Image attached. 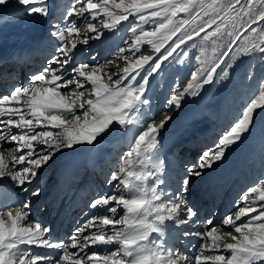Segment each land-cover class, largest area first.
<instances>
[{
	"label": "snow or ice",
	"instance_id": "snow-or-ice-1",
	"mask_svg": "<svg viewBox=\"0 0 264 264\" xmlns=\"http://www.w3.org/2000/svg\"><path fill=\"white\" fill-rule=\"evenodd\" d=\"M0 6L44 20L52 15L49 0H0ZM60 21L67 22L54 23L51 33L59 41L58 55L27 84L0 97V187L31 189V196L39 197L40 179L64 149L94 146L117 133L131 137L130 148L110 175L114 191L88 205L104 214L89 216L67 241L48 238L52 230L31 220L30 200L0 207V264H262L264 181L242 193L236 211L220 224L212 217L196 219L186 196L193 178L202 177L251 133L256 117L264 115V90L246 104L215 148L187 167L175 192L166 190L159 156V137L172 117L161 112L163 119L151 118L142 110L149 105L150 78L168 64L183 63L188 42L196 47L197 38L198 67L183 90L167 100L170 108H179L185 95H199L218 77L227 78L232 64L226 61L234 56H264V0H77ZM120 31L130 32L132 39L118 48L117 60L124 62L119 71L106 67L118 68L116 60L74 63L78 45ZM149 50L153 54H146ZM190 224L202 229L183 233L200 242L192 246V255L165 240L170 228Z\"/></svg>",
	"mask_w": 264,
	"mask_h": 264
},
{
	"label": "rangeland",
	"instance_id": "rangeland-1",
	"mask_svg": "<svg viewBox=\"0 0 264 264\" xmlns=\"http://www.w3.org/2000/svg\"><path fill=\"white\" fill-rule=\"evenodd\" d=\"M55 1H57V0H49V3L53 5ZM73 4H77V0H61V2L59 4V8L56 10V13L59 12V15L57 16V18H55L53 20V22L51 24L52 28L49 30L50 35L53 31H55V29L53 28L54 23L60 22L63 24V23L67 22V21H60V16H61V13L66 12ZM77 6H79V5H77ZM10 8L17 10V8H14L12 6H8V7L0 6V16L3 15V13H1V12H4ZM93 22H95V21H93ZM77 23L79 26V22H77ZM122 24H123V27L126 29L127 28V22H122ZM107 35H108V33H107ZM118 35L120 37V40H118V46L116 47V45H115L114 46L115 48L112 52L110 51L109 53L105 54V56H104L105 59L104 58L99 59L98 61H96L97 59H93V56L94 57L98 56V54L100 52L104 51L103 48H106L107 50L113 49V48L109 49L110 42L107 45H105V43L102 44L100 42L97 44V41H101L102 39H106V38H101L99 40H89V43L87 45H78V49L80 50L81 53H84V55L80 58H74L75 63H80V62H82L83 59H85L86 61L83 63H88V64L99 63L101 65H105L106 61L116 60L117 64L119 65L118 68H113L110 65H106V67L111 68L113 71H119L121 68L124 67V62L122 60H117L118 48H120V47L126 48L127 45L129 43H131L132 36H131V33L128 31L118 32L115 35V38L118 37ZM112 37H110V39ZM125 41H127V43H125ZM94 42H96V43H94ZM116 43H117V40H114V44H116ZM188 43H189V46L186 48V51L188 54L183 57V63L168 64L166 66L165 71L156 74L155 78H150V84L148 85V92L146 93V95L148 96V99H149V105L146 107V109L142 110V111L146 112V114H147V112H150V111H147V109L151 108L153 110L155 105H156L158 107H157V110L154 111V112H156L154 118L163 119V117L160 115L161 112H165V113L171 115V117H172V119L165 125V128L163 130L165 131V133H167L172 128L175 127V130L172 131L173 135H170V137H168V138L162 137V142L165 145H171V146L167 147V146L160 145V148H159V154H161V155L164 154V156L168 162L169 167H170V163H171V164L179 167L180 168L179 170L181 171V175L178 177L171 175L172 178L176 179V183L173 186V188H172L173 190L171 192H175L177 189H179L181 187V179L185 176L187 167L194 164L200 158V156H199L200 154L193 157V158H190V155H188V157H186V156L182 155L181 152L175 150L177 145L174 148H172V146H173L172 144L176 140L178 141L179 139H184L185 137H189V132L192 130L193 127H197V128L200 127V126H198V125H201V119L200 118L203 117V114H201V111H204L205 108L209 107L208 105H211V104L215 105L216 106L215 109H217L218 105H216V104L219 103L218 101H222L220 108H218V111H215L214 113H212V116L214 118H217V119H214L213 117L210 116L211 112L209 113V110H208V113L206 116H209L213 120V123L214 122L217 123L218 128L221 127L220 124L224 119H226V121H227V122L225 121L222 123L223 128H221L218 132H216V135H215L216 137L211 138L210 141H207L205 138L211 134H206L205 136H203L201 138L196 137V139H199V141H201L203 144V146L201 148H199V151L203 152V150L206 149V147L215 148L219 139L229 130L230 126H232L234 121H236L237 118L240 116L241 111L244 109L246 104L248 102H250V100L253 97H256L258 95L259 91L264 90V88L261 87V82L264 81V56H261L258 53L251 55V56H243V57L234 56V58L232 60L226 61L227 63L232 64V67L228 70L229 76L227 78L220 76L216 79L215 83H213L212 85H206L204 87V89H202L200 91L199 95H197V96H191L190 95L186 99L182 100L184 106L187 105V103H191L192 105L196 106L195 107L196 109L200 108L199 114H201L200 115L201 117H199V118L193 117L194 115H197L194 112L195 109H193L192 113L183 117L186 108H183V106H180L179 108H175V107L170 108L166 102L170 98V96L172 95V93L174 91H176V90L182 91L183 90V88L186 86L187 81L190 79L191 72L194 71L196 69V67H198V61L196 59L197 56H200V45H199L198 38H197V42H196V47L191 46L192 42H188ZM100 44H102V45H100ZM94 46H96L95 49H94ZM91 48L93 50L92 53H91ZM224 48H226V45H224L222 47L221 52L224 50ZM142 51H143V49H142ZM85 53H87L88 55ZM146 54H153V53L151 52V50H149ZM207 54L208 55L211 54V49H209V52ZM57 55H58V53H57ZM186 63H187V66H186ZM185 71H188V72L184 73ZM181 73H184V74L181 75ZM163 74H166V76H167L165 81H163L165 79V78H163ZM249 76H251V79L249 78ZM162 88H165L164 95L160 94ZM152 94H154V96ZM189 97H192L193 99L189 100ZM181 105H182V103H181ZM189 106H190V104L187 106V108ZM209 109H210V107H209ZM237 109H239V110H237ZM185 118H188L191 121L190 122L180 121V120L185 119ZM123 135H124V137H123ZM123 135H122V137H116V144H117V146L119 145V148H118V150L114 151L111 155V159H113L112 161L114 162V165L110 169V172L107 173V175H106L107 183H111V185H112V182L110 181V175L116 169L121 156L123 154H125L130 148L131 137L126 135V134H123ZM160 137H161V135H160ZM247 140H249L251 142V144H250L248 152L245 153L242 150H243V147L247 145V143H248ZM205 141H206V144H205ZM185 143L187 144V142H185ZM243 143H244V145H242ZM202 144L197 142L198 146L202 145ZM187 146H189V145L187 144L186 147ZM207 149H209V148H207ZM178 152H179V155L177 154ZM194 152H197V151L194 150ZM6 153L7 152H5L4 155L8 158L9 154L8 153L6 154ZM58 158L59 157H58V153H57L55 156L54 162H56ZM182 158H184L185 160H186V158H189L192 160V162L187 164V165H184V164H182L183 163ZM193 160H195V161H193ZM222 161H226L225 162L226 164L223 168H225V169L227 168L233 172L237 171L234 175H229V173H228L227 176H223V177H227L228 179L234 181V183L230 187L232 192H234V189L237 186V182L242 178V176L246 175L247 171L250 170V168H253L252 165H254L255 168H257V171L255 173V174H257L256 178L260 177L259 179L251 180L249 187L248 186L240 187L238 193L233 198V204H235V202L241 197V194L244 193L247 189H249L252 186H259L260 182L264 181V115L256 117L255 127L252 129L251 133L246 136V138L243 140L242 143H239L238 145L231 147L226 152V156ZM54 162L51 163V166L53 165V168H55ZM218 163H216V164H218ZM241 164H243V165H241ZM239 165H241V168H238ZM49 170H50V167L47 168V170L44 172V174L46 172H48ZM217 170H218L217 172H219L222 175L221 169L217 168ZM103 171H106V170L104 169ZM206 171L208 174V170H206ZM52 172L53 171H51L50 175L45 176V179L47 178V182L51 178V176H52L51 174H53ZM54 172H56V171H54ZM217 172H215V173H217ZM167 173H168V171H167ZM248 176H249V174H248ZM205 178H206V176L203 175L202 177L192 179V183L190 185V191L188 192L186 199L193 209H194L193 205H195V199H194L193 195H197V191H198L197 187L200 185L202 186L203 179H205ZM249 178H251V176ZM54 180L55 179H53L51 181V183H53ZM169 182L171 183V181H169ZM228 186L229 185H227L226 188ZM43 188L44 187L41 188L42 191H43ZM226 191H227V189L225 190V192ZM32 198L33 197L30 194V196L27 198V200H30L32 202V200H31ZM39 198H42V197L39 196L35 200H37ZM229 199L230 198L228 196H225L224 201H227ZM219 201H221V200H219ZM261 203H264V202H261ZM32 205H33V203L31 204V206ZM213 206L217 210L218 203L215 202V204ZM204 210H205V208H204ZM235 211H236V209L234 207V209L231 213H234ZM253 215H254V213H253ZM209 217H211V216L205 217L204 220L208 219ZM216 217L217 216H215V218L212 217L214 220V223L220 224V222L222 221V219L225 216H222L217 222H215ZM237 223H239V222H237ZM198 225L199 224L187 225V229H182V227H186L185 225H182L180 227L181 235L179 236V240H178V244H179L178 249L181 248L182 249L181 251H184V248H186L185 252H187L188 254L189 253L194 254L195 249H194V247H192L193 245H191V244L196 243L198 245L200 243L199 240L196 241L195 239H197V237H195V236H189V237L185 238L183 233L185 231H190V232H194V233L201 231L202 230L201 227L200 228L196 227ZM221 231H231V229L222 227ZM233 234L235 235L234 232H233ZM185 240H188L190 242L187 243V242H185ZM227 242H231V240L229 239Z\"/></svg>",
	"mask_w": 264,
	"mask_h": 264
},
{
	"label": "bare ground",
	"instance_id": "bare-ground-1",
	"mask_svg": "<svg viewBox=\"0 0 264 264\" xmlns=\"http://www.w3.org/2000/svg\"><path fill=\"white\" fill-rule=\"evenodd\" d=\"M60 2H61V0H57L54 2L53 5L51 4L52 5V15L56 14V10L59 8ZM1 13H3V15L0 16V57L1 58L9 59L10 56H12L14 53H17L18 51L26 50V49H29L31 47H34L37 42H46L47 41L44 38V35L48 33V30L51 27L49 25V23L47 22L48 19L44 20V19H41L39 17H29V16H26L23 13V11L12 9V8L7 9L6 11L1 12ZM53 18H55V16ZM110 37H111V35H110ZM106 39L109 40L110 38H106ZM55 41L57 43H59V41L57 39H55ZM79 52H80V50H79ZM74 58H78V55L76 53H75ZM186 66H187V63H186ZM25 67L31 68L32 65L28 64ZM187 72L188 71H185L184 73H187ZM184 73H181V75H183ZM163 78H165L163 80V81H165L167 78L166 74H163ZM164 93H165V88H162L160 94L164 95ZM188 96H190V95H185L184 99H186ZM190 99H193V98L189 97V100ZM218 102L219 103L216 104V105H218L217 109H215L216 108L215 105L211 104V105H208L210 107V109H209V107H206L204 111H201V114H203V117L200 118L202 126H204L206 128H217V123H215V122L213 123V120L209 116H206V115H207L208 110H209V113L211 112L210 116L213 117L212 113H214L215 111H218V108H220L222 101H218ZM189 104H190V106L187 108V106ZM181 106H183V108L187 109V110L185 109V113H184L183 117H185L186 115L193 112V106L194 105H192L191 103H187V105H185L186 106L185 107L183 105V102H182ZM157 107L158 106L155 105L153 111H156ZM146 115L148 117L153 118V112L152 111L147 112ZM193 117L199 118V117H197V115H194ZM214 119H217V118H214ZM180 121H182V120H180ZM164 133H165V131L162 130L160 135H162ZM122 135H123L122 133H117L116 135L108 137V138L104 139L103 141L95 144L94 146L74 147L72 149H64L62 152H60L61 154L58 153L59 158L57 159L56 162H54V165H55L54 169H60V173H59L60 178L57 177L55 179V177H54V179L56 181L59 180V182H62V186L61 187H57V186L54 187V189H53L54 192L57 194H60V188H64V189L68 188L64 185L63 181L75 180V178H76L75 174L73 175V177H71V176L66 177L65 176L66 173L68 174V170L71 169L72 167H74V168L78 167V170L80 172H81V169H83V170L84 169H92V171L94 172L97 169H100L103 167L106 168V166H107V169H111V167H112L111 164L113 163V161H112L113 159H111V154L113 151H116V149L119 148V145L117 146V144H116V137H122ZM170 135H173L172 132ZM123 137H124V135H123ZM185 138H188V137H185ZM184 144H186V143H184ZM187 144L190 146L191 145L190 141H187ZM10 146L11 145H5V147H10ZM189 146H187V147H189ZM2 150L3 149H0V151H2ZM193 150H195V149H193ZM63 159L65 160L63 163L59 162V161H62ZM5 160H6V162H8L9 167H11L12 166L11 162L6 156H5ZM225 162L226 161H221L218 164L214 165L213 168L208 169V174H207V171H205L204 176H206V178L203 179L204 182L202 184L203 186L201 187L203 194L201 193V195H200V197L203 198L204 202H208L210 200V197H208L206 194H204V192L209 191L208 188H210V187H208V184L209 183L213 184V188L215 187V185H214V183H215L214 173L218 171L217 168H220L221 170L225 169V168H223L226 164ZM102 163H104V164H102ZM166 163H167V161H166ZM169 168H172V167H169ZM171 172H172V170H171ZM225 172L230 173V175H234L237 171L233 172V171L227 169V170H225ZM217 173H219V172H217ZM93 175L96 176V173H94ZM219 175H220L219 179L223 178V175H221V174H219ZM160 176L164 179V181L173 180L167 172H163ZM105 177H106L105 175H104V177H101V182L103 183V188L101 189V191H104L103 193H110V192L114 191V188L111 189L110 192H108L107 188L109 185H105ZM42 178H44V177H42ZM42 178L40 179L39 182L42 181ZM244 178H245V176L242 177V181L244 180ZM225 180H227V179H225V178L222 179V182H224ZM92 181H93V177H92V179L87 180L86 183L88 185L90 183H92L91 186H93L94 182H92ZM86 183H85V185H86ZM166 185L167 184H165V186ZM33 186L35 187V185H33ZM200 186H198L197 188H199ZM166 188L171 189V186L168 185V186H166ZM0 189L2 191L3 190H5V191L12 190V191H14V193L16 195L18 194L19 195L18 198L14 197V200L16 201V203H19V202L26 200L28 195L31 193L30 189H29V192L26 193V192L20 191L19 188H17V187H13L11 189H5L3 187H0ZM92 191L95 192V189ZM99 192H100V189H98V194H99ZM39 196L42 197V195H39ZM34 198L35 197H33L31 200L33 201ZM42 199L43 198H39V200H42ZM32 207L33 208L37 207V205L34 204V201H33ZM40 210H41V208L38 209L37 212H33V214L31 215V220H33L35 222H39L43 227H46L47 225L50 226V220L52 218V213L54 211V208L51 207L48 210H45V209L42 210L41 216H39L38 213ZM102 214H104V213H102L98 210H95V209H92L89 212L90 216H96V215H102ZM200 216H203V213L200 214ZM86 219H88V217L84 218V220L81 223H83ZM177 226H179V225H177ZM177 226L170 228L167 231L166 236H165V240L168 242L169 246H171V247H174V243H176L175 241L178 240L176 237L181 234L179 229H177L178 228ZM48 228H50V227H48ZM70 235L71 234H69V232L68 233H66V232L57 233L56 231H51V233L48 234V238H50L52 240L67 241L68 237ZM177 248H178V246L174 247V249H177Z\"/></svg>",
	"mask_w": 264,
	"mask_h": 264
}]
</instances>
